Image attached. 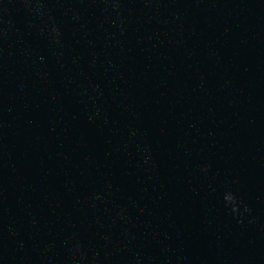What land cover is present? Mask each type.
I'll return each mask as SVG.
<instances>
[{"label": "water", "instance_id": "water-1", "mask_svg": "<svg viewBox=\"0 0 264 264\" xmlns=\"http://www.w3.org/2000/svg\"><path fill=\"white\" fill-rule=\"evenodd\" d=\"M0 264H264V0H0Z\"/></svg>", "mask_w": 264, "mask_h": 264}, {"label": "clouds", "instance_id": "clouds-1", "mask_svg": "<svg viewBox=\"0 0 264 264\" xmlns=\"http://www.w3.org/2000/svg\"><path fill=\"white\" fill-rule=\"evenodd\" d=\"M225 200L228 201V202H234V197H233L232 194H227V195L225 196ZM237 210H238V209H237L236 207H233V208H232V211H233V212H236ZM245 211H247V209H245Z\"/></svg>", "mask_w": 264, "mask_h": 264}]
</instances>
